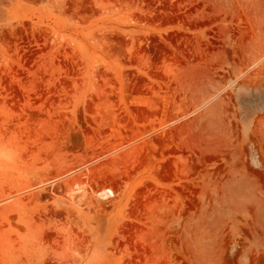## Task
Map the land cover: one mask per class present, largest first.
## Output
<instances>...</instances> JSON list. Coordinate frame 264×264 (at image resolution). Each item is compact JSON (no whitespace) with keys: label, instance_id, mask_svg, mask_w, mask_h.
Instances as JSON below:
<instances>
[{"label":"rangeland","instance_id":"1","mask_svg":"<svg viewBox=\"0 0 264 264\" xmlns=\"http://www.w3.org/2000/svg\"><path fill=\"white\" fill-rule=\"evenodd\" d=\"M0 264H264V0H0Z\"/></svg>","mask_w":264,"mask_h":264},{"label":"bare ground","instance_id":"2","mask_svg":"<svg viewBox=\"0 0 264 264\" xmlns=\"http://www.w3.org/2000/svg\"><path fill=\"white\" fill-rule=\"evenodd\" d=\"M113 191L111 190H103L101 193H100V196L103 197V198H106L110 195H113Z\"/></svg>","mask_w":264,"mask_h":264}]
</instances>
